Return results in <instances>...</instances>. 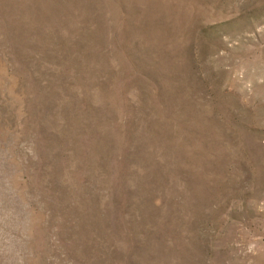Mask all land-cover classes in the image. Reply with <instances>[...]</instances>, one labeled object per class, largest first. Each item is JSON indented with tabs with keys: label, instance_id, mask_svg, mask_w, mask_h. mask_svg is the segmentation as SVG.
<instances>
[{
	"label": "rangeland",
	"instance_id": "rangeland-1",
	"mask_svg": "<svg viewBox=\"0 0 264 264\" xmlns=\"http://www.w3.org/2000/svg\"><path fill=\"white\" fill-rule=\"evenodd\" d=\"M0 264H264V0H0Z\"/></svg>",
	"mask_w": 264,
	"mask_h": 264
}]
</instances>
